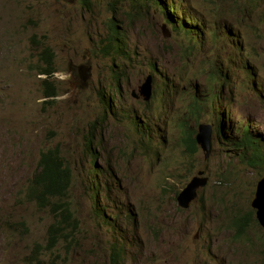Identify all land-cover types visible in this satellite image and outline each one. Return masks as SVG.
Here are the masks:
<instances>
[{
    "label": "rangeland",
    "instance_id": "1",
    "mask_svg": "<svg viewBox=\"0 0 264 264\" xmlns=\"http://www.w3.org/2000/svg\"><path fill=\"white\" fill-rule=\"evenodd\" d=\"M88 1L0 0V157L2 153L9 156L14 172L21 176L37 164L40 153L57 149L74 173L72 212L81 219L82 229L62 256L65 261L56 264H109L108 252L102 247L107 238L96 236L100 217V211L94 209L97 201L90 202L87 194L96 184L90 166L92 186L86 187L89 157L83 149L84 137L90 133L98 163L105 170L100 181L111 170L110 182L101 187L100 199L116 212L115 217L122 216V231L117 233L121 243L133 248L128 249V256L134 257L130 264H264V229L251 222L240 237L233 224L252 209L259 170L242 161L240 148L220 137L217 142L213 139L207 160L205 151L195 156L186 153L178 143L181 138L172 121L144 123L140 99L128 98L124 106L119 105L117 110L113 107V113L105 109L100 93L113 88V82L110 62L98 53V44L108 33L110 0ZM138 7L133 0L125 1L119 5L118 14L124 15L119 17L122 33L138 57L132 64L134 69H146L149 59L158 60L178 91L184 89L182 99L176 97L181 104L173 111L177 115L173 121H179L188 104V91L194 90L199 98V92H205L203 96L207 93L191 81L202 63L193 62L183 74L179 69L182 37L171 34L164 39L157 28L161 26L159 20L152 17L137 19L131 25L126 20ZM245 20L246 40L226 38L225 47L229 52L238 42L247 44L251 69L258 67L262 80L256 74L250 76L252 82L237 100L239 140L243 127L249 126L250 133L263 138L264 143V17L259 23L257 14ZM39 43L51 46L56 56L59 72L50 82L59 97L52 102H45L41 76L32 72L41 68L35 48ZM82 66L89 68L87 83L80 76ZM207 83L206 77L205 86ZM131 109L138 112L140 125H151L149 137L136 134L132 120L124 117V111L129 113ZM102 118V123L94 124ZM202 170L209 178L208 185L189 210L181 209L176 194ZM111 173L116 174V181H111ZM17 187L11 174L0 172V264H27L33 243L42 239V229L50 222V216L19 196V189H14ZM154 213L168 216L166 232H154L159 241L153 234ZM130 215L136 217L133 228ZM109 222L114 224L115 219ZM22 223L28 234L20 227Z\"/></svg>",
    "mask_w": 264,
    "mask_h": 264
},
{
    "label": "clouds",
    "instance_id": "2",
    "mask_svg": "<svg viewBox=\"0 0 264 264\" xmlns=\"http://www.w3.org/2000/svg\"><path fill=\"white\" fill-rule=\"evenodd\" d=\"M125 1L129 0H110L107 6L108 11L112 15V17L109 21L107 35L102 38L98 44V53L104 56L103 58L107 59L110 62V78L113 82V88L107 87V91L104 94L100 93L101 102L103 106H105V109L110 111L111 109H113V107H115L114 110H117L119 109V105L124 106L125 101L128 98L134 100L140 99V117L141 119H143V121H145L144 123H151L153 125H156L157 121L168 119L169 121H172V124L175 127V121H173V119H177V115H174L173 111L181 104L184 89L178 91L174 80L165 73L162 66L158 64V60H154L151 58L148 60L146 69L143 66H138L134 69L132 63L138 57L135 55V49L130 44V41L126 35L121 39L116 35L117 41L111 40V37L114 35V31L116 29L117 33H121L122 31V26H120L121 20L119 17L124 15L118 14L119 5H121ZM133 1L136 2L139 7L135 12L133 11V14L128 18V20H126L131 25L134 24L135 20L137 19L147 18L149 20L152 17L153 20L155 18L159 20L161 26H157V28H160V32L162 33L160 34L164 39L170 38L171 34H178L182 37L183 43L180 47V59L182 60L179 69L183 70V74L187 72L193 62H196L197 65H200L202 63V66H200L201 70L197 71V76L195 75V78H193L191 81L197 88L200 86V90L205 88V91L207 92L203 100V108L198 112L195 111L197 112V114H194L195 112L193 113V110H190L188 114H186V116L181 117V120L183 121V123H189L190 126L194 125V130L192 132L193 137H198V135L201 134V129L204 130L203 133H205L204 135L206 136V138L204 137V142H209L210 153L207 157L206 152H203L204 149L197 140L195 141V143L198 151L195 153L190 151L185 152L190 153L192 156H195L201 150L204 153L205 159L207 160L211 157L213 139L217 142V138H219L221 133L226 134L227 132H229V135H232L227 140V143H230L233 147L238 148L236 144L239 143L241 139L239 140V122L238 117L236 116V110L238 108L237 100L240 94L247 87L248 83L252 82L250 72L255 73L256 76L258 75L261 80L262 76L257 71L258 67L256 69H251L252 63L251 57L247 56V44L244 45L243 43L238 42L234 45L232 50L228 52L225 47V40L226 38L238 37H241L244 41L246 40V31L244 28L246 23L245 18L247 17L248 19H251L253 15L257 14L259 23L261 17H264V7L262 6L264 0ZM85 2L88 3L89 1L85 0ZM254 6L256 7L254 8ZM144 13L145 15H143ZM35 48L37 50V65H41V68L34 69L32 70V72H36L38 76H41L40 79L42 82V87H44L43 81L47 79L49 84L53 85V83L50 82V79H52L54 75L59 72L57 71L55 65V53L49 45L39 43L35 46ZM117 48H122V51L121 49L117 50ZM104 49H106L108 52H105ZM49 50L52 52L55 61V70L53 72L54 74L52 78H48L47 75L40 72L47 67V65L42 62L41 57L45 52ZM214 53L217 54L216 59L212 60V55H214ZM160 56L161 55L159 53L158 57ZM187 64H189V66H187ZM207 65H209L208 69H206ZM79 71L84 83L86 80L88 81L90 79V76L88 75V67L82 66ZM122 71L124 72L123 74H121ZM154 76H156V79H153ZM206 77L208 79V83L205 86ZM163 78L168 79V81L164 82ZM198 78H201V80L195 83V80H197ZM142 80L143 82H141ZM144 86H147V88H144ZM161 90L162 94H165L166 96L165 100L161 99V102H166V105L164 108H162V110L159 108L158 94V91ZM44 92L43 98L45 99V102H52L54 99H57L59 97L58 93V96L56 98H45ZM192 95L195 96L194 91ZM176 97H180V101ZM167 109L168 111H166ZM135 112L138 114L137 111ZM129 113H131V111H129ZM124 117H126V115H124ZM103 120L104 118H102L99 122V120L96 119L94 124L97 125L99 123H102ZM131 123H133L132 129L136 134L142 136V134L145 133L146 137L150 136L149 129L151 125L144 124L138 126L133 121ZM221 124H223L224 126L220 127ZM247 133L251 138L256 140L254 142L259 143L258 145L262 150V156L264 158L263 138L254 137V135H252L249 131V126H247L246 129L241 132V138H243ZM87 136L88 134H86L84 137L85 140L83 150L85 155L89 157V168L87 174L89 179L86 183V187L89 186L91 188L92 183L90 180V166L92 164V157L90 156L91 152L97 151H95L94 148H92L93 151H90L89 147H93V145H88L89 147L87 146V144L85 143ZM90 140H92L93 144V137H90L89 141ZM178 143H180V139H178ZM239 148L241 149L242 153V161L251 168L259 170L260 177L256 182L257 189L258 182L264 178V161L257 163L255 166L249 164L248 160L253 158L252 149L248 148V152L245 157L246 159H244L242 148ZM56 150L57 149L47 150L44 153ZM97 157L98 154L96 155L95 163V179L98 186L97 188H95V186L92 188L96 200L93 201L89 191L86 190L90 202L97 201V205L94 206V209H96V207H99V211L101 213L100 214L98 212L100 217H97L98 222L96 223L99 229V234H96V236H98L99 238L102 237L103 239L107 238L105 240V244L102 247L104 252H108L109 264H130L134 257L128 256V249L130 251L133 248H131L129 245L126 246L124 243H121L120 233H115L119 228H122V216L119 214V216L115 217L114 215L116 212L113 211L103 199L97 198L100 196L101 187H105L106 183L110 182L108 173L111 171H107V178H103L104 180L100 181L102 175L104 176L105 170L98 163ZM41 158L42 156L40 153V159L37 164L28 173H26V175H24L25 173H23L20 176L14 172L13 160L9 156H5L2 153L0 157V172L5 175L11 174L14 182L18 185V187L14 189H19V196H24L26 202L29 204H33L40 213H46L47 216H50V222H47L45 230L42 229V239L33 243L32 255L30 258L26 259L27 264H47L52 262L56 264L58 261H65V258H62V256L65 255L70 249V243L75 240V233L79 232L82 229V221L77 216V214H75L74 217L71 215L70 207L68 212L64 209L62 199L57 191V186L50 185L48 184V182L42 180L41 175L43 172V166ZM59 158H61L60 155ZM62 163L64 167L69 168L68 184L70 185L72 182L73 172L70 167L67 166L63 159ZM99 169H101L103 172L101 176L99 175ZM200 172H203V174L200 175ZM196 176L207 178V182L204 186L200 187L197 190L196 197L190 201L189 205L187 207H183L180 205L178 198L182 191L187 188L188 184ZM196 176H193L186 184V186L176 194V201L178 203V206L183 210H189L191 205L197 201L201 189L203 190L208 185L209 178L205 175L204 170L199 171ZM110 177L111 181H113V179L114 181H116V174L111 173ZM58 180L62 182L60 178ZM71 189L72 186L66 187L65 190H63L62 188L66 204L68 206L74 207V199L71 195ZM55 200L60 201L61 203H57L51 206V204L54 203ZM252 201V209H250V211H254L255 218L257 220L256 224H259L264 229V227L257 219L256 209L252 206ZM101 205H104V207ZM56 206L61 207L58 210H55ZM250 211L248 212L246 217H249ZM109 212L112 213L110 214L111 216H106ZM152 215L154 216V236L156 237L154 233L156 230H159L161 234H164L167 230L166 222L168 216L163 213H154ZM246 217L240 216L236 219ZM112 218L115 219V222L113 226H110L109 219ZM129 219L131 222V228H133L136 225V217L134 215H130ZM236 219L234 220L233 224L234 227H236L238 230V236L241 237L243 236L245 231H239V227L235 225ZM250 223H248L246 229L249 227ZM20 227L25 231V233L28 234V228L24 226V223H22Z\"/></svg>",
    "mask_w": 264,
    "mask_h": 264
},
{
    "label": "trees",
    "instance_id": "3",
    "mask_svg": "<svg viewBox=\"0 0 264 264\" xmlns=\"http://www.w3.org/2000/svg\"><path fill=\"white\" fill-rule=\"evenodd\" d=\"M119 37L117 33V29L114 31V35L111 37L112 41H117V36ZM121 48H117V50H120ZM105 52H108L106 49H104ZM42 62L47 65L46 68L43 70H39L42 74H45L48 76V78L53 77V72H54V56L52 52L49 50L45 52L42 57H41ZM48 80V79H47ZM47 80L43 81V86L45 87L44 89V97L45 98H56L58 96V92L56 88ZM253 138L250 137V135L247 133L240 141L237 143V147H241L243 151V158L246 157L248 148L252 149V155L253 158L248 160V163L251 165H256L257 163H260L264 161V158L262 156V150L259 147V143L254 142ZM86 143V141H85ZM181 145L184 147L185 151L187 152H197L198 148L196 146L195 140L193 138V133L187 132L184 134V136L180 139ZM92 145V140H90L89 146ZM88 146V144H87ZM88 148V147H87ZM91 148V147H90ZM93 151V149H91ZM95 153V152H92ZM95 155H97L95 153ZM41 160H42V166H43V172L41 175L42 180L48 182L50 185H55L57 186V191L61 199L64 197L63 190L66 189V187L71 186V184H68V173H69V168L64 167L62 163V159L59 158L58 151H48L46 153H41ZM94 156V155H93ZM103 174L102 170L99 169V175L101 176ZM61 179L62 182L58 179ZM72 183V182H71ZM68 184V185H67ZM63 188V190H62ZM32 198V197H31ZM60 203V202H57ZM55 203V204H57ZM54 205V203L51 204V206ZM61 206H56L55 210H58ZM67 212L68 210L65 209ZM72 215V214H71ZM254 221L257 223V220L255 218L254 211H250L249 217L246 218H238L235 221V225L239 227L240 232H244L246 229V226L248 223Z\"/></svg>",
    "mask_w": 264,
    "mask_h": 264
},
{
    "label": "bare ground",
    "instance_id": "4",
    "mask_svg": "<svg viewBox=\"0 0 264 264\" xmlns=\"http://www.w3.org/2000/svg\"><path fill=\"white\" fill-rule=\"evenodd\" d=\"M114 1V0H113ZM149 9V8H148ZM118 35H119V38L121 39V38H124L125 36H124V34L122 33V31H121V33H118ZM121 51H122V48H121ZM196 63V62H195ZM195 63H194V65H195ZM154 65V64H153ZM187 66H189V64H187ZM121 74H123V73H121ZM255 73H253V72H250V76H255L254 75ZM181 75H183L182 73H181ZM163 77V76H162ZM153 79H156V76H154L153 77ZM164 79V78H163ZM168 81V79H164V82H167ZM192 91H194V90H189L188 91V94L186 95V100H187V102H188V104L186 105V108H185V113H184V116H186V114H188V112L191 110H193V113L195 112V111H200V110H202V108H203V100H204V97L205 96H203L204 95V93L205 92H199V95H200V98L198 97V96H193L192 95ZM158 94H159V108L162 110V108H164L165 107V105H166V102H161V99H166V96H165V94H162V90L161 91H158ZM195 109H194V108ZM238 110V109H237ZM129 111H131V113H128V112H126V111H124V114L126 115V116H128L135 124H137L138 126H140V124H139V122H140V119H139V117H138V114L135 112V111H133L132 109L131 110H129ZM166 111H168V109L166 110ZM110 112L112 113V111L110 110ZM197 112H195L194 114H197ZM192 113V114H193ZM237 113V112H236ZM243 113V112H242ZM251 114V113H250ZM179 115H180V113H179ZM237 115V114H236ZM244 115V114H243ZM183 116V117H184ZM179 117V116H178ZM246 117V116H245ZM240 118V117H239ZM135 119V120H134ZM242 119V118H241ZM222 126H224L223 124H221L220 125V127H222ZM246 127L247 126H244L243 127V130L244 129H246ZM175 131H176V133H178L179 134V136H180V138H182L183 136H184V134H186L187 132H189V133H192L193 132V130H194V125H192V126H190V124L189 123H183V121L180 119L179 121H177L176 120V122H175V129H174ZM91 134L92 133H90L88 136H87V138H86V144H88L89 145V143H90V141H89V139H90V137H91ZM150 134V133H149ZM152 134V133H151ZM232 135H229V132H227L226 134H222L221 133V135L219 136L220 138H224L225 139V142L227 143V140L231 137ZM194 138V140L196 141L197 140V137H193ZM240 139H242L241 137H240ZM179 145L182 147V148H184L182 145H181V143H179ZM89 147V146H88ZM90 148V147H89ZM91 149H92V147L90 148V151H91ZM205 152H210L208 149L207 150H204ZM94 155V156H93ZM90 157H92V164H91V168L93 169V175H94V177L96 176V171H95V163H96V155H95V153H92L91 152V156ZM191 179V178H190ZM74 180V173H73V177H72V181ZM71 186H72V183H71ZM94 186H95V188H97V182H96V184H94ZM92 191V190H91ZM90 196H91V198H92V200L94 201V200H96L95 199V194H94V191H92L91 193H90ZM98 199H100V196L99 197H97ZM30 200H32V199H30ZM57 202H60V201H57V200H55L54 201V204L55 203H57ZM62 202H63V206H64V209H69V207H70V209H71V214H72V216L74 217V214H73V212H72V206H68L67 204H66V202H65V198L63 197L62 198ZM61 203V202H60ZM96 205H97V203H96ZM96 209H98L99 210V208H96ZM111 223V226H113L114 224L112 223V222H109V224ZM119 231H122V228H119L118 229V231L117 232H119ZM117 232H115V233H117ZM178 236V235H177ZM166 238V237H165ZM175 256V255H174Z\"/></svg>",
    "mask_w": 264,
    "mask_h": 264
},
{
    "label": "water",
    "instance_id": "5",
    "mask_svg": "<svg viewBox=\"0 0 264 264\" xmlns=\"http://www.w3.org/2000/svg\"><path fill=\"white\" fill-rule=\"evenodd\" d=\"M148 84V83H145ZM144 88H147V86H144ZM203 129H201V134L198 135L197 141L202 146L204 150H210L209 148V142L205 141L203 133ZM203 133V134H202ZM208 136V135H207ZM210 152H206V156H209ZM203 172H200V175H202ZM207 182V178L196 176L192 179V181L188 184L187 188L182 191V193L179 196V202L180 205L183 207H187L191 200H193L197 195V190L204 186ZM252 206L256 209V216L259 220L260 224L264 227V178L260 180L257 184L256 194L252 201Z\"/></svg>",
    "mask_w": 264,
    "mask_h": 264
}]
</instances>
